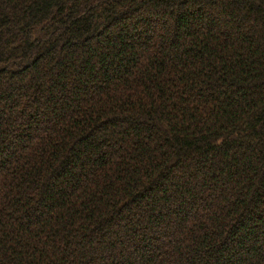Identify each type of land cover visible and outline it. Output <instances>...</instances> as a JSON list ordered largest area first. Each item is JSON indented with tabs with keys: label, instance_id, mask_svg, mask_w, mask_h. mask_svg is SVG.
Listing matches in <instances>:
<instances>
[{
	"label": "trees",
	"instance_id": "obj_1",
	"mask_svg": "<svg viewBox=\"0 0 264 264\" xmlns=\"http://www.w3.org/2000/svg\"><path fill=\"white\" fill-rule=\"evenodd\" d=\"M0 264H264V0H0Z\"/></svg>",
	"mask_w": 264,
	"mask_h": 264
}]
</instances>
